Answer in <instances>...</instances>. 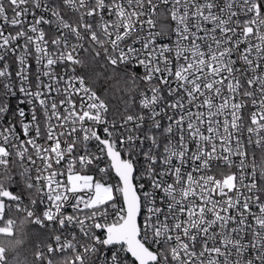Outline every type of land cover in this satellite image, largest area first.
<instances>
[{"label":"snow or ice","instance_id":"1","mask_svg":"<svg viewBox=\"0 0 264 264\" xmlns=\"http://www.w3.org/2000/svg\"><path fill=\"white\" fill-rule=\"evenodd\" d=\"M11 207L40 264H264V0H0Z\"/></svg>","mask_w":264,"mask_h":264},{"label":"trees","instance_id":"2","mask_svg":"<svg viewBox=\"0 0 264 264\" xmlns=\"http://www.w3.org/2000/svg\"><path fill=\"white\" fill-rule=\"evenodd\" d=\"M84 71L94 81L98 94L103 95L107 90L105 98L112 104H119L120 98L124 96L125 85L119 77L112 75L111 69L97 63L90 64ZM11 190L16 192L15 187ZM9 221L13 225L9 224ZM0 227L4 229L0 231V252L3 253V264H40V261L36 259L37 251L46 250V245L53 243L47 231L33 224L24 212H18L15 208H6L3 218L0 219ZM45 254L47 255L46 251ZM50 258H52V264L69 262V255L60 254Z\"/></svg>","mask_w":264,"mask_h":264},{"label":"built area","instance_id":"3","mask_svg":"<svg viewBox=\"0 0 264 264\" xmlns=\"http://www.w3.org/2000/svg\"><path fill=\"white\" fill-rule=\"evenodd\" d=\"M137 71H139V69H137ZM25 203H27V201H25ZM13 208H15V207H11V208H8V209H13ZM38 214H40V213H38ZM26 217L29 218L27 215H26ZM11 224L13 225V223H11ZM62 239H63V237H62ZM53 247H55L54 243H53ZM61 255H63V254H61ZM68 255H69V261H70V259H71L70 252L67 254V256ZM0 258H2V259H0V264H3V253L2 252H0ZM67 264H68V262H67Z\"/></svg>","mask_w":264,"mask_h":264},{"label":"rangeland","instance_id":"4","mask_svg":"<svg viewBox=\"0 0 264 264\" xmlns=\"http://www.w3.org/2000/svg\"><path fill=\"white\" fill-rule=\"evenodd\" d=\"M6 209L4 210V213H5Z\"/></svg>","mask_w":264,"mask_h":264},{"label":"water","instance_id":"5","mask_svg":"<svg viewBox=\"0 0 264 264\" xmlns=\"http://www.w3.org/2000/svg\"><path fill=\"white\" fill-rule=\"evenodd\" d=\"M6 199V198H5Z\"/></svg>","mask_w":264,"mask_h":264}]
</instances>
